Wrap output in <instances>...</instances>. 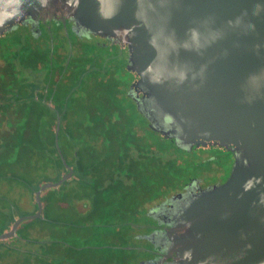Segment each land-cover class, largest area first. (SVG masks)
<instances>
[{
  "label": "flooded vegetation",
  "instance_id": "af4514ba",
  "mask_svg": "<svg viewBox=\"0 0 264 264\" xmlns=\"http://www.w3.org/2000/svg\"><path fill=\"white\" fill-rule=\"evenodd\" d=\"M182 138L117 38L40 14L0 30V217L10 184L31 214L50 185L35 225L0 240V264H174L180 213L234 163Z\"/></svg>",
  "mask_w": 264,
  "mask_h": 264
},
{
  "label": "water",
  "instance_id": "95a60500",
  "mask_svg": "<svg viewBox=\"0 0 264 264\" xmlns=\"http://www.w3.org/2000/svg\"><path fill=\"white\" fill-rule=\"evenodd\" d=\"M40 14L115 37L184 143L234 153L169 235L174 264H264V0H0V30ZM14 219L0 240L15 235Z\"/></svg>",
  "mask_w": 264,
  "mask_h": 264
},
{
  "label": "rangeland",
  "instance_id": "374dc122",
  "mask_svg": "<svg viewBox=\"0 0 264 264\" xmlns=\"http://www.w3.org/2000/svg\"><path fill=\"white\" fill-rule=\"evenodd\" d=\"M6 172H11V174L14 176V178H17V174H14V172H18V171H16V169H14V167H13V169H10V171L7 170ZM39 174H40V178H43V174H41L39 172L38 176H39ZM45 179L46 178L39 179L38 182L44 181ZM5 185H6V183H5ZM35 185H37V183ZM7 191L9 192L8 199L11 201L10 203L13 204L12 206H8V207H10L9 208V210H10L9 217L10 218L16 219L18 217L28 216L31 214V212H33V210H34L33 207L29 206V204L27 202L20 200L19 194L21 193V190L18 189V187H15L14 184H10L7 188ZM22 193L24 194L23 188H22ZM31 221H32L31 218H26L21 222V225L22 224H28L27 222H30V224H31L32 223ZM90 240L91 239H89L88 241H90ZM88 241H86V242H88ZM97 242H102V240L98 239V241H96V239H94V243H97ZM113 253L120 254L119 252H113Z\"/></svg>",
  "mask_w": 264,
  "mask_h": 264
},
{
  "label": "trees",
  "instance_id": "16d2710c",
  "mask_svg": "<svg viewBox=\"0 0 264 264\" xmlns=\"http://www.w3.org/2000/svg\"><path fill=\"white\" fill-rule=\"evenodd\" d=\"M11 201L9 199H7L6 201H4L3 203H1V205L5 208V211L1 212V217H0V227H7L9 226L14 218H10V210L8 206H12L13 204L10 203ZM32 223L30 224V222H27L28 224H22L21 226H31L33 224H35V220L31 221Z\"/></svg>",
  "mask_w": 264,
  "mask_h": 264
}]
</instances>
